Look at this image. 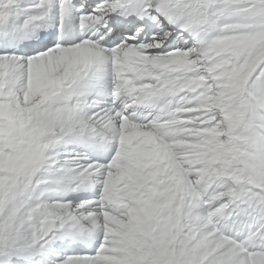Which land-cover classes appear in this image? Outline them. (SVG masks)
I'll return each instance as SVG.
<instances>
[{
	"label": "snow or ice",
	"instance_id": "snow-or-ice-1",
	"mask_svg": "<svg viewBox=\"0 0 264 264\" xmlns=\"http://www.w3.org/2000/svg\"><path fill=\"white\" fill-rule=\"evenodd\" d=\"M0 264H264V0H0Z\"/></svg>",
	"mask_w": 264,
	"mask_h": 264
}]
</instances>
